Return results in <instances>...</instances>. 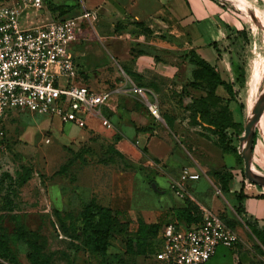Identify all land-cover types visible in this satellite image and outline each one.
<instances>
[{"label": "rangeland", "instance_id": "obj_1", "mask_svg": "<svg viewBox=\"0 0 264 264\" xmlns=\"http://www.w3.org/2000/svg\"><path fill=\"white\" fill-rule=\"evenodd\" d=\"M15 1L0 0L4 4ZM51 1V8L63 12L64 18L75 11L74 6ZM244 1L249 5L248 14L237 2L232 5L244 29L235 53L239 76L230 82V90L220 86L214 96H209L205 83L193 86L192 78L185 79L184 73L180 84L148 92L149 99L159 105L160 119L131 90L134 79L126 74L130 71L122 56L99 49L102 44L96 35L86 41L83 55H77L79 40L71 44L82 84L97 93H111L109 105L103 106L104 114L111 117L122 105L133 103L148 112L151 129L157 131H152L148 151L135 143L133 153L120 155L108 144L117 135L121 137V131H89L82 137L91 121L103 126L95 116L83 128L64 123L53 114L29 110L12 113L0 147V264H100L102 254L89 246L94 228L86 216L92 201L113 208L119 215L121 224L109 239L108 253L123 254L136 264H165L149 253L127 254L126 241L136 235L141 222H159L161 227L184 218L186 197L181 198L172 188L184 167L201 173L187 197L196 205L198 202L213 209L231 227L240 223L238 243L249 253L261 255L264 264V246L245 225L244 214L236 211L234 190L222 192L214 176L215 171L228 169L234 176L233 188H241L245 182L264 190L244 177L240 153V136L264 87V0ZM35 17L32 14L30 19ZM85 25L91 22L85 20ZM233 120L238 126L229 127L227 136L221 137L218 132L222 124ZM212 121L216 128L211 127ZM260 123L254 139L253 169L264 175V120ZM123 135L134 138L135 131H123ZM220 139L238 147L239 155L224 152L218 144ZM90 220L96 218L90 216ZM240 255L220 246L211 264L245 263L247 258Z\"/></svg>", "mask_w": 264, "mask_h": 264}, {"label": "crops", "instance_id": "obj_2", "mask_svg": "<svg viewBox=\"0 0 264 264\" xmlns=\"http://www.w3.org/2000/svg\"><path fill=\"white\" fill-rule=\"evenodd\" d=\"M57 1L63 5L74 6L75 11L72 16L78 15L84 8L97 13V19L91 25L82 26L77 55L85 53L86 41L96 35L102 44L99 49L107 50L114 57L122 56L125 66L139 78L137 81L132 77L133 83L139 85L146 83L148 86H141L147 88L149 93L156 89L168 88L175 82L180 84L184 73L185 79L192 78L195 68L189 61L192 51L213 65L224 80L236 81L238 63L235 53L240 41L239 33L244 26L241 16L234 12L232 5L237 2L243 10H246L248 5L244 0ZM51 3V0H45L46 9L40 11V16L35 17V21L60 18L64 15L63 12L51 8ZM213 42L217 43L219 51L212 46ZM107 117L113 121L110 128L101 126L93 120L90 122V127L83 131L82 137L87 136L89 131H93L94 134L121 131V137L117 135L108 147H114L122 155L124 152L133 153L135 143L142 147L143 151L147 147L150 149L152 131L157 130L151 129L148 112L132 103L122 105L117 114ZM262 120L264 116L261 123ZM123 131H135V137H125ZM196 181L198 180L188 183L187 195L191 184ZM232 188L231 186L230 192L234 190L235 196V192L239 191L240 187ZM244 192L247 194L244 199L246 218L264 226V196H262L264 190L246 184ZM197 205L206 207L198 202ZM175 221L182 227L195 226L199 223L194 222L189 225L184 218ZM231 228L237 232L242 229L240 223ZM238 242L232 249L247 258L245 263L240 262V264H262L261 255L255 251L249 253L244 245ZM215 255L206 264H211ZM235 257L237 258V255Z\"/></svg>", "mask_w": 264, "mask_h": 264}, {"label": "built area", "instance_id": "obj_3", "mask_svg": "<svg viewBox=\"0 0 264 264\" xmlns=\"http://www.w3.org/2000/svg\"><path fill=\"white\" fill-rule=\"evenodd\" d=\"M45 5V0L0 2V147L6 136V120L18 110L53 114L64 123L73 122L80 127L87 126L92 116L105 127L112 125L103 112L111 93H97L82 84L71 47L80 39L85 20L92 23L97 13L84 8L67 18L62 15L40 22L30 19L31 14L39 17ZM131 90L143 98L155 118H161L159 105L149 99L147 88L133 84ZM200 178V172L184 167L172 188L185 198L188 183ZM201 209L202 220L195 226L182 227L176 221L164 225L155 254L158 261L206 264L218 246H236L237 232L214 211Z\"/></svg>", "mask_w": 264, "mask_h": 264}, {"label": "trees", "instance_id": "obj_4", "mask_svg": "<svg viewBox=\"0 0 264 264\" xmlns=\"http://www.w3.org/2000/svg\"><path fill=\"white\" fill-rule=\"evenodd\" d=\"M217 51L218 45L216 42L211 43ZM189 61L195 66L192 73V84L197 85L198 82L205 83L207 85L209 96H214L216 93V89L220 86L224 87L227 91L230 90L231 85L230 82L223 79L222 75L216 68L211 65L209 62L201 58L195 52H191ZM131 78H134L132 72L126 71ZM136 76V75H135ZM239 75H237L238 77ZM139 85V84H137ZM141 86V85H140ZM205 98V97H203ZM203 100H206L203 99ZM239 106L243 108V104L240 103ZM200 113V112H198ZM225 119V118H224ZM261 122V120H260ZM215 121H212V125H215ZM238 122L228 121L224 122L220 128L218 133L222 136H227V129L229 127H237ZM213 128H216L215 126ZM257 129L255 130L254 139H256ZM231 139V138H230ZM222 150L226 153H230L233 155H237L239 152L238 147H236L233 143H229L224 139H220L218 142ZM111 151L117 152L122 155L117 149L114 147H109ZM145 152L147 149H144ZM239 155V154H238ZM214 176L219 181L220 190L222 192H230L231 183L234 179V176L231 170L223 169L217 170L214 172ZM246 177V176H244ZM248 181L252 184H256L248 179ZM245 182L242 183V187L239 191L235 192L236 200H237V209L236 211L241 214H244L245 217V225L250 230L251 234L255 236L261 244L264 246V226H260L256 221L252 219H247L245 215V205L244 199L247 197V194L244 192ZM264 196V194L262 195ZM185 207H184V219L190 225L194 222H200L203 217V211L199 205H196L190 198H185ZM87 212V220L89 219V224L93 225L94 228V236H91L89 239V246L93 252L102 254L101 263L100 264H136L133 259H126L123 254L119 253H108L107 247L109 244V239L113 236L116 227L121 224L119 220L118 213L109 206H103L98 204L96 201L90 202L88 205ZM90 216L96 218L95 221L90 220ZM169 223V222H168ZM227 223V222H226ZM228 224V223H227ZM162 227H160V223H144L141 222L137 229L136 235L133 238H129L126 241V253L131 256L141 255V254H152L155 256L156 252L160 248L161 245V232ZM150 232V233H149ZM151 234V235H149Z\"/></svg>", "mask_w": 264, "mask_h": 264}, {"label": "water", "instance_id": "obj_5", "mask_svg": "<svg viewBox=\"0 0 264 264\" xmlns=\"http://www.w3.org/2000/svg\"><path fill=\"white\" fill-rule=\"evenodd\" d=\"M263 114H264V87L262 88L254 112L247 119L245 123L244 133L240 136V141H241L240 153L244 161V174L246 178H248L252 182L262 187H264V175L255 172L253 169V151H254L255 130Z\"/></svg>", "mask_w": 264, "mask_h": 264}, {"label": "bare ground", "instance_id": "obj_6", "mask_svg": "<svg viewBox=\"0 0 264 264\" xmlns=\"http://www.w3.org/2000/svg\"><path fill=\"white\" fill-rule=\"evenodd\" d=\"M264 115V114H263ZM263 117V116H262ZM262 119V118H261ZM260 123V122H259Z\"/></svg>", "mask_w": 264, "mask_h": 264}]
</instances>
